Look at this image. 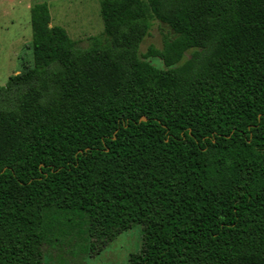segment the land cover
Returning <instances> with one entry per match:
<instances>
[{"label": "trees", "instance_id": "16d2710c", "mask_svg": "<svg viewBox=\"0 0 264 264\" xmlns=\"http://www.w3.org/2000/svg\"><path fill=\"white\" fill-rule=\"evenodd\" d=\"M100 5L86 49L36 5L33 67L0 87V264L138 226L130 264H264V0Z\"/></svg>", "mask_w": 264, "mask_h": 264}, {"label": "rangeland", "instance_id": "374dc122", "mask_svg": "<svg viewBox=\"0 0 264 264\" xmlns=\"http://www.w3.org/2000/svg\"><path fill=\"white\" fill-rule=\"evenodd\" d=\"M39 4H47L52 18L51 28L67 31L79 47H89V39L101 37L104 22L100 0H0V87L6 86L12 76L22 74L33 67L31 10ZM172 32L157 21L152 23L148 37L140 53L151 47L163 48L164 37ZM159 69H165L158 59L150 60ZM143 229L138 226L119 236L100 252H89L84 263L79 260L61 262L60 249L45 247V264H130V257L141 252Z\"/></svg>", "mask_w": 264, "mask_h": 264}, {"label": "water", "instance_id": "95a60500", "mask_svg": "<svg viewBox=\"0 0 264 264\" xmlns=\"http://www.w3.org/2000/svg\"><path fill=\"white\" fill-rule=\"evenodd\" d=\"M142 122H146V118H143V119H142Z\"/></svg>", "mask_w": 264, "mask_h": 264}]
</instances>
